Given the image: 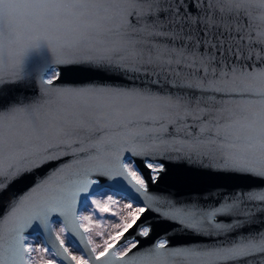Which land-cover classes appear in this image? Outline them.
Here are the masks:
<instances>
[{"label": "snow or ice", "instance_id": "obj_1", "mask_svg": "<svg viewBox=\"0 0 264 264\" xmlns=\"http://www.w3.org/2000/svg\"><path fill=\"white\" fill-rule=\"evenodd\" d=\"M34 252L264 264V0H0V264Z\"/></svg>", "mask_w": 264, "mask_h": 264}, {"label": "water", "instance_id": "obj_2", "mask_svg": "<svg viewBox=\"0 0 264 264\" xmlns=\"http://www.w3.org/2000/svg\"><path fill=\"white\" fill-rule=\"evenodd\" d=\"M144 174H145V178H147L148 176L147 170H145ZM190 175L192 174L189 173L185 168L179 167L177 165H169L167 178L157 183L156 185H150V190L156 191V192L172 191L180 195H187L190 192L201 190L205 186V184L201 181L178 179V177H186ZM145 217L147 218L148 222L157 224V226L155 227V232H154L155 235H160L167 230V225L159 224L155 220H153L152 213H148V212L144 213L141 219H145ZM132 231H134V229L130 230V232L126 233L125 235L126 236L129 235ZM175 242L180 243L181 240L177 239Z\"/></svg>", "mask_w": 264, "mask_h": 264}, {"label": "rangeland", "instance_id": "obj_3", "mask_svg": "<svg viewBox=\"0 0 264 264\" xmlns=\"http://www.w3.org/2000/svg\"><path fill=\"white\" fill-rule=\"evenodd\" d=\"M106 200V198H104ZM113 199H118L117 196H113ZM103 202V201H102ZM127 201L125 200H119L118 204L116 206H113L112 210L113 211H119L121 215H126L128 211H131V209H124L123 208V205L126 203ZM95 206H93L94 208ZM135 207V205H134ZM87 214V213H85ZM109 214L105 213L103 214L104 217H108ZM110 219H116L115 217H111ZM103 231L105 233V238L108 234V232L110 231H113L109 226H108V223L107 222H104L103 226L100 227V228H93L92 231L90 233H87L85 234L86 236L87 235H91L94 242L96 243H102V239L96 235L97 232H101ZM101 250V249H98V251ZM44 254H41V253H33V264H41V257L43 256ZM46 258V257H45Z\"/></svg>", "mask_w": 264, "mask_h": 264}]
</instances>
